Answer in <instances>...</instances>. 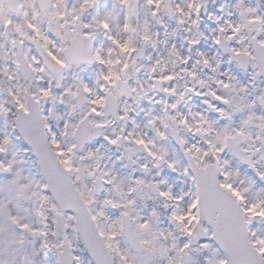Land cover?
<instances>
[{
	"label": "snow or ice",
	"instance_id": "1",
	"mask_svg": "<svg viewBox=\"0 0 264 264\" xmlns=\"http://www.w3.org/2000/svg\"><path fill=\"white\" fill-rule=\"evenodd\" d=\"M0 264H264V0H0Z\"/></svg>",
	"mask_w": 264,
	"mask_h": 264
}]
</instances>
